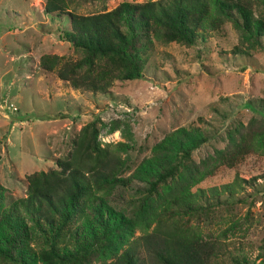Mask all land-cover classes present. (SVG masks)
Masks as SVG:
<instances>
[{"label": "rangeland", "instance_id": "1", "mask_svg": "<svg viewBox=\"0 0 264 264\" xmlns=\"http://www.w3.org/2000/svg\"><path fill=\"white\" fill-rule=\"evenodd\" d=\"M145 1L150 0H75L67 11L89 15ZM243 1L234 0L239 3L232 7L233 18L201 43L153 42L140 79L116 80L108 92L92 93L39 67L47 54L81 58L82 52L61 38L68 17L45 14V0H0V213L26 196V176L55 168L80 128L97 119L103 123L98 141L126 148L118 152L124 162L121 183L103 196L113 221L103 233L97 227L104 238L90 264H114L133 241L152 231L155 215L174 197L230 183L235 176L257 180L218 206L178 219L227 246L230 253L220 264L264 260V156L250 154L234 168L219 166L224 154L264 133V6L262 0ZM242 5L249 18L261 22L257 39L238 16ZM179 129H196L203 138L188 158L177 149H155ZM146 160L160 164L155 172L143 167ZM171 165L177 166L175 173L151 188L156 173ZM6 233L0 218V238ZM38 235L27 244L25 264H44ZM140 255L145 264H156L150 250L141 247ZM0 264L17 263L0 258Z\"/></svg>", "mask_w": 264, "mask_h": 264}, {"label": "trees", "instance_id": "2", "mask_svg": "<svg viewBox=\"0 0 264 264\" xmlns=\"http://www.w3.org/2000/svg\"><path fill=\"white\" fill-rule=\"evenodd\" d=\"M74 1L45 0L44 12L68 17L69 28L61 31V38L80 50L81 58L64 60L47 54L39 59V67L54 73L74 89L92 93L108 92L116 80L140 79L153 42L187 46L201 43L208 34L218 31L225 20L233 18L232 7L239 3H232L234 0L123 2L110 11L81 15L67 11ZM237 13L246 31L257 39L261 22L249 18L243 5L237 6ZM102 127L103 123L97 119L87 122L74 136L67 155L56 160L55 168L25 177L26 196L9 202L0 213L1 224L8 230L0 238L1 259L25 264L27 244L36 233L45 247L39 251L44 264H90L100 252L104 234L98 237L97 227L103 233L113 221L103 196L121 183L124 162L118 152L126 148L123 143L101 144L98 137ZM196 132V129H179L155 149H177L188 158L203 143ZM250 154L264 156L263 132L253 134L250 142L224 154L219 166L234 168ZM159 165L146 160L143 167L152 173ZM175 170L177 166L171 165L164 173L157 172L158 180L150 184L151 188L155 190L157 182L165 183ZM256 180V177L247 180L235 176L230 183L195 192L188 189L174 197L155 215L152 231L133 241L114 264H145L141 247L150 250L156 264H220L221 257L230 253L227 246L199 234L178 217L218 206L225 202L223 198L239 192L243 184L253 185ZM111 232L110 229L108 235ZM261 249L264 250V243ZM242 259L247 263L245 256ZM233 260L238 263L236 258ZM248 264H264V260Z\"/></svg>", "mask_w": 264, "mask_h": 264}]
</instances>
